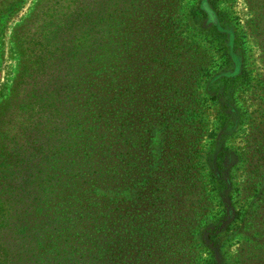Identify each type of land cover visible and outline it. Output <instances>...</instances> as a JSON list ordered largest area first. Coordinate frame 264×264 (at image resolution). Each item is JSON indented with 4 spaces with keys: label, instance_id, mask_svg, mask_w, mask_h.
<instances>
[{
    "label": "trees",
    "instance_id": "16d2710c",
    "mask_svg": "<svg viewBox=\"0 0 264 264\" xmlns=\"http://www.w3.org/2000/svg\"><path fill=\"white\" fill-rule=\"evenodd\" d=\"M175 1L34 0L11 28L15 69L0 100V264H182L188 217L179 203L187 200L199 160L196 138L189 149L184 136H175L176 126L184 134L197 117L193 123L200 127H192V136L204 127L203 103L195 100L194 113L178 94L197 52L168 28ZM23 2L0 0V23ZM177 13V20L209 24L222 46L214 1ZM199 66L192 80L203 73ZM212 80L222 81L225 91L234 77L216 73ZM260 149L249 161L258 162L253 171L260 172L259 182L244 207L219 201L216 214L206 208L192 224L205 254L195 264H234L219 251L227 233L225 241L253 239L252 251L240 252L238 264H264ZM204 152L199 182L226 195L229 149ZM156 244L166 256L155 259L148 248L134 247Z\"/></svg>",
    "mask_w": 264,
    "mask_h": 264
},
{
    "label": "rangeland",
    "instance_id": "374dc122",
    "mask_svg": "<svg viewBox=\"0 0 264 264\" xmlns=\"http://www.w3.org/2000/svg\"><path fill=\"white\" fill-rule=\"evenodd\" d=\"M199 1L176 0L174 7H171L170 10L168 7L169 11H173L170 20H165L166 23L173 21L168 28L175 29L178 39L184 42L185 48L189 52L194 53L195 50L197 52L194 63L196 66L193 67L191 64L184 76L185 78L189 76L188 84L185 88L181 87L178 94L182 93L187 105L186 109L194 113L195 109L192 107L195 100L198 99L203 103L201 117L204 129L199 128L198 131L193 129L196 134L192 136V127H200L196 122L193 123L197 117L190 122V131L188 130L184 134L183 126H176L175 136L178 134L181 138L184 136L182 141L189 149H192L191 138H196L197 157L195 159L199 160L196 168L191 169L193 179L188 182L187 200L179 203L186 210L185 218L188 217L185 222L188 233L181 238L182 264H192V261L195 264L205 256L196 246L198 242L195 238V231L191 232V230L192 224L201 215H204L207 209V212L211 209L210 215L216 214L222 207L220 203H224L225 200L233 203L236 209L239 207L242 209L244 201L253 197L252 191L257 180L259 182L260 172L253 171L258 162L252 166V162L249 161L252 158V153L253 159L261 154L260 145L264 147L262 135L264 129V0H212L214 7L219 11L217 14L218 24L221 25L222 37L225 39L221 47L217 45L220 43L214 42L217 41L214 35L207 31L209 24L202 22L201 26H197L198 24H194L195 19L185 18V16L183 19H176L178 10L186 11L190 7H195ZM33 2L34 0H24L18 10L0 23V100L8 92L15 69V54L9 39L11 28L27 15ZM159 12L164 13L165 11L160 9ZM161 17L162 15H160V19L164 21ZM199 65L204 66L203 73H200V78L194 77L192 80V71L195 75L196 68H200ZM216 73L232 74L234 77L225 91L222 89V81L214 82L212 80V75L215 76ZM197 78H199L198 85H196ZM193 81L191 86L190 82ZM216 85H218L217 94L213 93ZM223 121L225 125L220 124ZM193 124L194 126H192ZM189 141L191 143L187 145ZM211 142L213 145H210ZM212 146L214 149L225 147L230 151V162L227 163L224 172L230 182L228 188L225 189L226 195H219L217 191H213L209 182H199L201 168L205 166L202 163L208 157V153L204 151L207 147L211 148ZM255 150L258 152L255 153ZM163 187L164 185H161V188ZM203 204L207 206H203ZM209 205L211 208L208 207ZM144 207L148 209L150 205L145 204ZM192 207L194 210L191 211L192 215L190 216L188 210ZM128 220L124 219L121 222L125 225ZM246 221L243 220V223ZM136 223L137 220H134L133 225ZM164 224H168V220H165ZM240 225H242L241 222ZM113 233L115 238L120 239L123 236L119 230H115ZM227 235L228 233L223 238L226 244H223L219 251L223 253L222 257L238 264V259L241 258L240 252H245L246 248L252 251L253 239L243 237L239 240L225 241ZM134 247L148 248L156 257L155 259L161 258V254L166 256L159 250L161 247H157V244L152 247L139 245ZM113 249L114 257H116L115 245Z\"/></svg>",
    "mask_w": 264,
    "mask_h": 264
}]
</instances>
